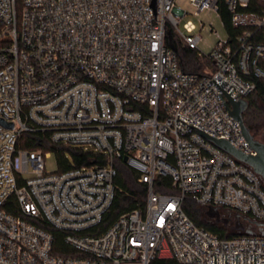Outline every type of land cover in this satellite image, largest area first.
<instances>
[{"label":"built area","instance_id":"2783aa9c","mask_svg":"<svg viewBox=\"0 0 264 264\" xmlns=\"http://www.w3.org/2000/svg\"><path fill=\"white\" fill-rule=\"evenodd\" d=\"M190 1L196 14L223 2L241 31L206 54L195 23L180 29L177 0H0V264H264L263 234L222 237L183 208L188 195L264 221L263 177L189 125L255 153L213 79L235 100L264 80V0ZM168 31L210 60L203 73L181 66ZM34 131L108 163L47 170L51 151L19 147ZM119 159L148 184L146 201L91 232L115 200ZM159 176L179 193L156 192Z\"/></svg>","mask_w":264,"mask_h":264},{"label":"trees","instance_id":"16d2710c","mask_svg":"<svg viewBox=\"0 0 264 264\" xmlns=\"http://www.w3.org/2000/svg\"><path fill=\"white\" fill-rule=\"evenodd\" d=\"M17 1L19 2L20 0ZM249 10L256 9L249 7ZM221 15L224 19L228 32L232 36H236L241 30H237L232 26L231 13L227 10V7L223 2L221 3ZM172 36L181 66L193 72L203 73L206 65L211 63L210 60L199 57L196 50L185 46L173 31ZM254 41L264 42V29H260L255 33ZM261 64L264 65V62ZM248 100L250 102V106L246 111V115L249 117L246 124L250 127V129H253L257 126L255 122L258 121L261 113V108L257 100H261L264 103L263 79H257V88L248 97ZM19 147L28 150H41L43 152L54 150L58 161V171L60 172L70 168L102 166L108 163L107 156L101 152L65 143H54L50 139L49 133L43 131L23 133L19 141ZM115 164L118 170L117 176L115 177V183L117 185L115 200L103 222L98 228L91 230V232H103L120 215L143 206L146 201L149 189L148 184L139 182L137 172L127 165L123 159L117 160ZM154 190L160 193H179L178 190L172 186V178L169 176H159L154 182ZM198 206L206 209L205 206L198 204L191 196H185L183 208L196 224L205 226L212 232L219 233L222 237H232L240 234L236 230L229 231L228 226L226 227L221 223L211 222L206 216L205 219L201 218ZM7 210L12 209L8 208ZM53 231L57 234V240L60 244L63 232L59 230ZM151 264L181 263L173 259H155Z\"/></svg>","mask_w":264,"mask_h":264},{"label":"water","instance_id":"95a60500","mask_svg":"<svg viewBox=\"0 0 264 264\" xmlns=\"http://www.w3.org/2000/svg\"><path fill=\"white\" fill-rule=\"evenodd\" d=\"M153 6L156 7V0H153ZM167 38L168 43L170 47L176 50V46L172 39V34L170 31L167 32ZM216 84L224 91V93L227 95L229 99V103L225 102L223 97L221 96L224 104L226 105L228 111L230 114L239 121L241 125V132L245 136L246 140L250 144V146L253 148L255 153H249L245 151L244 149L232 144L226 137H220L217 138L213 134H209L206 131L198 128L197 126L193 124H189L192 127H196L198 132L200 134H203L207 139L212 141L216 146L221 148L222 150L226 151L227 153L234 156L237 160L244 162L248 165H250L258 174H260L264 179V141L260 140L256 137V134L252 132L250 127L246 124L244 119V112L247 111V109L250 106V102L247 98H239L238 100H235L230 94L233 90L230 92H227L222 86L227 82L225 79L222 81L221 84H219L215 78L213 79ZM3 124H5L9 128H13V123H7L4 120H1ZM124 161L126 162L128 159V156H124ZM206 214L210 218V220H215L216 223H221L224 226H229L231 222V216L232 214H229V216H223L221 209L217 206H208L206 209ZM235 223L232 226L236 231H238L240 234H254L256 233L251 227H248L244 224L245 222L250 223L251 225H255L259 228L260 233L264 235V221L254 220L249 216H243L240 213L235 214ZM215 264H216V254H215ZM225 264H227V254H225ZM236 264H238V254H236ZM254 264H262V263H256V254H254Z\"/></svg>","mask_w":264,"mask_h":264},{"label":"rangeland","instance_id":"374dc122","mask_svg":"<svg viewBox=\"0 0 264 264\" xmlns=\"http://www.w3.org/2000/svg\"><path fill=\"white\" fill-rule=\"evenodd\" d=\"M178 5L182 8L186 9L189 12V15L184 17L180 23V29L187 33L185 24L188 21H192L196 24V32H200L202 34V39L199 43V48L201 51H203L206 54H209L212 52L214 47H216L219 40H226L229 32L225 26L224 19L220 13H218L215 10L212 9H204L199 14H196V7L191 3L190 0H177ZM201 22L204 23V27L201 28ZM203 62V61H202ZM260 108L261 113L259 116L258 121L255 122L257 125V135L256 137L260 140L264 141V103L261 100H257ZM46 168L47 170L51 171H57L58 170V161L57 156L54 150L51 151L50 157L46 159ZM199 207V206H198ZM199 213L201 214V218L205 219V216L208 220L210 218L206 214V209L199 207ZM223 216H229V214L226 215V213L222 212ZM235 217L234 215L231 216V222L228 226L229 231L235 230L232 228V226L235 223ZM211 222H215V220H210ZM244 224L248 227H251L256 233H260V230L255 225H251L248 222L244 221Z\"/></svg>","mask_w":264,"mask_h":264},{"label":"flooded vegetation","instance_id":"af4514ba","mask_svg":"<svg viewBox=\"0 0 264 264\" xmlns=\"http://www.w3.org/2000/svg\"><path fill=\"white\" fill-rule=\"evenodd\" d=\"M248 116L246 115V111L244 112V119H245V122L248 120ZM252 130V132H254L256 135H257V128L256 127H254L253 129H251ZM221 212H224V213H227V214H232V215H234L235 216V214L233 213V212H231V211H227V210H225V209H223Z\"/></svg>","mask_w":264,"mask_h":264}]
</instances>
